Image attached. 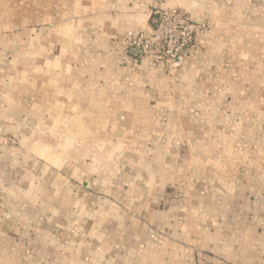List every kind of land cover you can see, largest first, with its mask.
I'll list each match as a JSON object with an SVG mask.
<instances>
[{"label":"crops","instance_id":"obj_1","mask_svg":"<svg viewBox=\"0 0 264 264\" xmlns=\"http://www.w3.org/2000/svg\"><path fill=\"white\" fill-rule=\"evenodd\" d=\"M0 264H264V0H0Z\"/></svg>","mask_w":264,"mask_h":264},{"label":"built area","instance_id":"obj_2","mask_svg":"<svg viewBox=\"0 0 264 264\" xmlns=\"http://www.w3.org/2000/svg\"><path fill=\"white\" fill-rule=\"evenodd\" d=\"M205 30L204 24L178 8H156L151 12L147 33L128 32L123 44L136 51L135 61L150 56L171 68L186 56L196 36Z\"/></svg>","mask_w":264,"mask_h":264},{"label":"rangeland","instance_id":"obj_3","mask_svg":"<svg viewBox=\"0 0 264 264\" xmlns=\"http://www.w3.org/2000/svg\"><path fill=\"white\" fill-rule=\"evenodd\" d=\"M204 25L206 26V30H207L208 26L206 24H204ZM54 26H55V22H53V21H49V22L33 21L31 27L33 29H35L36 31H38V30L41 31L42 29H45V28L50 29L51 27H54ZM260 33H263V31H261ZM242 72L244 73L245 71L242 70ZM4 142L9 143V144H13V145L16 144V140L14 139V137L4 138Z\"/></svg>","mask_w":264,"mask_h":264}]
</instances>
